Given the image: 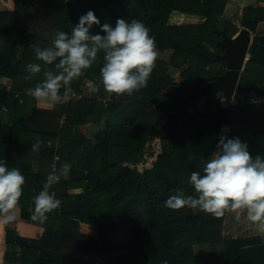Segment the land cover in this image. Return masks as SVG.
Here are the masks:
<instances>
[{
  "label": "trees",
  "instance_id": "obj_1",
  "mask_svg": "<svg viewBox=\"0 0 264 264\" xmlns=\"http://www.w3.org/2000/svg\"><path fill=\"white\" fill-rule=\"evenodd\" d=\"M226 1L0 0V160L24 176L15 217L41 228L36 236L18 234L0 215V264L9 257L6 244L19 245L18 264H61L59 254L75 257L61 247L65 243L85 254L81 263L88 264H264L259 235L226 238L224 215L165 204L173 195L198 196L189 177L193 171L204 174L205 164L219 154L221 135L238 138L250 157L264 159V125L247 138L237 134L238 123L252 119L255 110L264 112L258 101L264 96V33H254L264 21V0L245 5L239 21L254 34L233 92L237 103L224 106L230 96L207 94L200 98L205 111L199 113L187 110L199 99L182 101L207 82L203 76L223 71L224 61L214 59L218 30L229 36L237 30L222 16ZM89 10L99 19L90 37L104 35L101 26H115L117 18L137 19L155 37L158 51L169 49L167 60L156 58L145 88L132 95L108 93L100 77L104 50L88 39L83 43L97 47L91 66L67 83L59 81L57 91L58 96L66 88L81 92L85 79L96 91L50 108L37 106L30 89L43 87L45 73L63 69L56 67L61 57L50 64L36 58L37 48L54 45L35 29L71 37L78 18ZM187 16L198 20H184ZM215 61L222 70L211 72ZM31 63L40 71L30 73L26 66ZM184 64L181 80L173 81L172 72ZM169 86L175 89L167 91ZM86 124L99 129L91 136L76 131ZM65 163L67 176L61 175ZM50 173L54 179L47 191L61 204L45 214L47 219L33 221L35 196ZM201 246L208 250L197 251Z\"/></svg>",
  "mask_w": 264,
  "mask_h": 264
},
{
  "label": "clouds",
  "instance_id": "obj_2",
  "mask_svg": "<svg viewBox=\"0 0 264 264\" xmlns=\"http://www.w3.org/2000/svg\"><path fill=\"white\" fill-rule=\"evenodd\" d=\"M99 24V19L93 10L78 18V23L72 29L71 37L66 38L64 32H57L53 40L54 48L35 50L36 58L45 63H52L61 57L58 68L63 72L57 75L45 73L48 79L43 87L39 85L30 89L36 98L51 97L52 101L59 99V81L67 83L73 77L81 74L83 69L91 66L97 47L89 48L83 43L92 39L99 49L104 50V65L100 68V77L103 88L108 93L117 95H132L145 88L157 58L155 37L149 35V29L137 19L128 21L117 18L115 26L103 24L104 35L89 36V29ZM26 69L30 73L40 71L39 64H28ZM135 69V71H133ZM66 73V75H65ZM26 76V79H30ZM96 91L95 88L92 89ZM38 144L33 145L36 150ZM219 154L214 155L204 166L203 175L193 171L189 181L197 197L169 196L166 206L177 209L180 207H199L200 210L215 217L224 215L226 209H247V219L259 221L264 227V159L257 156L250 157L246 145L238 138L227 139L220 136ZM70 165H62L61 175H66ZM54 174L50 173L45 184L35 196L33 221L38 218L47 219L46 213L52 212L61 204L60 199L54 198L47 191L53 182ZM24 176L17 168L7 169L3 160H0V215L3 222L8 223L15 219L13 209L22 195ZM234 219L240 220V213L236 212ZM167 264V262H165Z\"/></svg>",
  "mask_w": 264,
  "mask_h": 264
},
{
  "label": "rangeland",
  "instance_id": "obj_3",
  "mask_svg": "<svg viewBox=\"0 0 264 264\" xmlns=\"http://www.w3.org/2000/svg\"><path fill=\"white\" fill-rule=\"evenodd\" d=\"M251 2H254V0H252ZM244 4L245 3H243L242 5H244ZM241 6H238L237 0H227L226 3H225V6H224V10L222 12V16L224 18L229 19L231 22H233L237 29L239 28L238 25H240L239 24V17H240L239 16V12H240ZM237 14H238L239 17L236 16ZM190 19H192L194 21L198 20V18L196 16L195 17H189V18L187 16V17L184 18V20H190ZM35 32L37 34H39V35L44 36L45 38H49L50 40H54L55 39V35L54 34H51L46 29H43L41 27L40 28L38 27L37 29H35ZM210 49L214 50V48H212V47H210ZM18 51L19 50H17V52ZM156 51H157V57H160V58H162L164 60H167V58L169 56V49L168 48L165 49V50H162V51H158L156 49ZM211 63H212V64H210L211 65V68H210L211 72L215 71V70H218V68H220L222 70V67L220 66L218 61L211 62ZM183 67H185V64L180 66V67H177V70L172 72L173 75L172 74L171 75H172V80L173 81H180L181 80L182 77H181V74H180V70ZM193 82L195 84H197L198 80H194ZM82 83H83V86H82L81 92H74L70 88H66L62 99L59 100V101H61V102L66 101L67 98H70V97L71 98H78L81 95L82 96L83 95H86V96L87 95H91L92 92H93L92 89L95 87L94 84L91 81L86 80V79L83 80ZM174 89H175L174 87H170V86L166 88L167 91H173ZM233 99L234 98H230V100H233ZM202 100H204V97L202 98ZM34 102H35V104L37 106L48 107V106H44V104H42L39 101V99L34 101ZM51 104L52 103H50L49 106H51ZM98 129L99 128L95 127L92 124H86V125L77 127L76 131L84 133L86 136H91L94 132H97ZM67 174L65 176H67ZM79 190L80 189L77 188V189L71 190V192H75V191H79ZM12 211H13L14 216H16L17 208L15 207ZM236 212L240 213V220L239 221L234 219V216H235ZM15 220H19V218L15 217L14 222H15ZM10 225H11V222H10ZM222 227H223L222 228V230H223L222 231V235H224V237H226V238H228V237H236V236H239V235L240 236H248V235H253L255 233L256 235L260 234V236L264 239V227L261 226V223L259 221L252 222V221L248 220L247 219V210H245V209L242 210V208L241 209H235V210H232L230 208L226 209L225 213H224L223 220H222ZM196 250L199 251V252H204V251H207L208 248L205 247V246H201L199 249L196 247Z\"/></svg>",
  "mask_w": 264,
  "mask_h": 264
},
{
  "label": "water",
  "instance_id": "obj_4",
  "mask_svg": "<svg viewBox=\"0 0 264 264\" xmlns=\"http://www.w3.org/2000/svg\"><path fill=\"white\" fill-rule=\"evenodd\" d=\"M218 33L220 38L215 41V45L220 51L214 54V59L224 61V70L221 73L203 76L207 82L193 87L182 101L200 99L216 92H221L225 96L233 95L239 73L249 56L250 30L241 26L232 36L227 35L224 29L218 30Z\"/></svg>",
  "mask_w": 264,
  "mask_h": 264
},
{
  "label": "crops",
  "instance_id": "obj_5",
  "mask_svg": "<svg viewBox=\"0 0 264 264\" xmlns=\"http://www.w3.org/2000/svg\"><path fill=\"white\" fill-rule=\"evenodd\" d=\"M255 3H256V0H254V2H250V3L245 2V4L241 6L240 12H239V15H240L239 21H240V18L242 16L243 7L247 4L255 5ZM236 16H238V14ZM238 26H239V28L241 27V25H238ZM254 33H257V34L264 33V21L258 22L256 31ZM254 33L252 31H250V36L253 35ZM251 38H252V36H251ZM62 97L63 96H59V100H61ZM230 97L234 98L233 95ZM262 97H260L258 99L259 105H262L264 103V96H262ZM47 98H51V97H47ZM36 100H38V98H36ZM59 100L53 101L52 104L56 103V102H61ZM40 102L42 104H44V106H48L47 108H50L52 106V104H51V106H49L50 102H48L47 100L40 101ZM240 102H242V101H240ZM253 103H256V101H253ZM263 125H264V112H260L258 110H255V115L252 119L244 121V122H240L237 124L238 137L239 138H247L251 135V133L254 129L261 128ZM244 209L247 210L246 208H242V210H244ZM11 227H13L18 234L26 233L29 236H36L37 232L41 231V228H37L35 226H32L31 223L25 222L21 218H19V220H15V222H14V220L11 221ZM74 232L75 231H72V233H74ZM253 235H256V234L254 233ZM257 235L260 236V234H257ZM260 238L264 241V239L261 236H260ZM61 247L64 249V251L75 252L74 253L75 257L69 256L68 254L66 256H62L59 254L61 264H88V263H81V261H83V259H85V254L81 253L78 249L75 250L71 246L68 248V245H66V243L64 246H61ZM5 250L9 252V257L7 259H4L1 262V264H18L16 257H17L18 252H19V245L6 244ZM59 253H60V251H59ZM71 254H73V253H71Z\"/></svg>",
  "mask_w": 264,
  "mask_h": 264
},
{
  "label": "built area",
  "instance_id": "obj_6",
  "mask_svg": "<svg viewBox=\"0 0 264 264\" xmlns=\"http://www.w3.org/2000/svg\"><path fill=\"white\" fill-rule=\"evenodd\" d=\"M263 98V97H262ZM251 102H253V101H255V100H250ZM235 103H237V101L236 100H227L225 103H224V106H227V105H233V104H235ZM239 103H243V102H240L239 101ZM194 105H196V106H194ZM2 109H4V107H2ZM216 109V106H212L211 107V110H215ZM187 110L188 111H195V112H199V113H202V112H204L205 111V106H204V104H203V100L202 99H199L197 102H196V104H190V105H188V107H187Z\"/></svg>",
  "mask_w": 264,
  "mask_h": 264
},
{
  "label": "flooded vegetation",
  "instance_id": "obj_7",
  "mask_svg": "<svg viewBox=\"0 0 264 264\" xmlns=\"http://www.w3.org/2000/svg\"><path fill=\"white\" fill-rule=\"evenodd\" d=\"M220 51V50H219ZM223 70H224V68H223Z\"/></svg>",
  "mask_w": 264,
  "mask_h": 264
}]
</instances>
